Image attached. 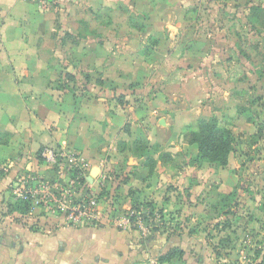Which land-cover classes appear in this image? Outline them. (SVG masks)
Masks as SVG:
<instances>
[{
	"label": "crops",
	"instance_id": "crops-1",
	"mask_svg": "<svg viewBox=\"0 0 264 264\" xmlns=\"http://www.w3.org/2000/svg\"><path fill=\"white\" fill-rule=\"evenodd\" d=\"M193 6V0H0V134L6 136L0 142V264H167L158 258L173 247L186 260L189 235L173 233L170 223L197 194L187 181L199 182L202 172L187 156L177 165L185 146L197 156L196 145L175 143L176 133L200 118L194 117L202 85L197 69L204 64L189 58L198 43L180 39L192 31L180 24L190 22L186 12ZM135 138L155 150L153 168L130 152ZM46 146L78 153L88 165L87 180L97 169L88 182L99 199L104 188L101 222L67 225L15 198L18 176H53L41 156ZM162 151L172 158L163 163ZM177 186L184 189L174 195ZM9 192L27 202L25 213L7 204ZM118 194L124 197L114 204ZM117 208L134 213L123 218ZM144 213L166 230L156 223L149 233Z\"/></svg>",
	"mask_w": 264,
	"mask_h": 264
},
{
	"label": "rangeland",
	"instance_id": "rangeland-1",
	"mask_svg": "<svg viewBox=\"0 0 264 264\" xmlns=\"http://www.w3.org/2000/svg\"><path fill=\"white\" fill-rule=\"evenodd\" d=\"M193 2V11L186 12L190 22L180 24L181 29L187 25L192 31L180 39L182 44L188 43L186 46L190 41L198 43L197 53L189 58L194 65L204 64L197 69L202 85L194 117L216 113L220 123L232 130L234 147L224 166L207 161L194 163L202 171L197 177L200 181L194 184L188 180L186 189L197 194L187 200L188 209L177 210L170 225L173 233L189 235L186 264H198L200 258L206 264H264V138L253 136L259 123L264 122V0ZM256 5L261 7L258 19L253 9ZM159 8L163 12L166 8L172 10L163 4ZM2 23L0 14V26ZM182 61L187 64V60ZM176 135L177 145L189 144L184 128ZM4 139L6 136L0 134V142ZM184 149L185 153L176 155L177 165L184 162V156L189 161L195 159L188 146ZM178 186L173 189L174 195L184 189ZM226 194L230 197L225 199ZM123 195H113L110 200L115 204L122 201ZM8 196L7 204L14 203L11 192ZM143 202L147 201L135 202L132 209ZM102 205L107 209L105 202ZM115 212L123 218L134 213L120 212L119 208ZM21 222L28 226V216ZM146 223L150 224L149 233L156 223L166 230V225H160L162 222H156L153 216H148Z\"/></svg>",
	"mask_w": 264,
	"mask_h": 264
},
{
	"label": "built area",
	"instance_id": "built-area-1",
	"mask_svg": "<svg viewBox=\"0 0 264 264\" xmlns=\"http://www.w3.org/2000/svg\"><path fill=\"white\" fill-rule=\"evenodd\" d=\"M41 156L45 167H51L53 176L32 173L18 176L13 186L15 198L28 200L33 206H42L67 225L101 222V200L86 179L88 165L79 154L64 147L46 146ZM134 221H142L140 213H135Z\"/></svg>",
	"mask_w": 264,
	"mask_h": 264
},
{
	"label": "trees",
	"instance_id": "trees-1",
	"mask_svg": "<svg viewBox=\"0 0 264 264\" xmlns=\"http://www.w3.org/2000/svg\"><path fill=\"white\" fill-rule=\"evenodd\" d=\"M253 9L256 10V17L258 19V12L261 10V7L256 5ZM257 128L253 136L258 139L264 138V122L259 123ZM185 139L189 144H194L197 147V156L190 161L192 164L198 161H207L224 166L227 164L228 156L234 147V134L232 130L221 124L216 116H203L199 118L196 127H192L191 125L186 126ZM123 144L126 146L125 143ZM128 148L132 154L144 156L146 164L150 166V169L153 168L156 160L152 154L155 150L153 151V148L149 147L143 139H133L128 145ZM170 158L172 157L169 152L162 151L159 153V159L163 163L170 160ZM229 197L230 194L224 196L225 199ZM11 204L13 205L12 210H19L21 213H25L28 210V204L25 201L18 200ZM184 256L185 251L183 249L173 247L161 255L158 258V262L186 264Z\"/></svg>",
	"mask_w": 264,
	"mask_h": 264
},
{
	"label": "water",
	"instance_id": "water-1",
	"mask_svg": "<svg viewBox=\"0 0 264 264\" xmlns=\"http://www.w3.org/2000/svg\"><path fill=\"white\" fill-rule=\"evenodd\" d=\"M96 171H97V169H94V170L91 172V174H90V176H89V178H88L89 181H92V177H93L94 175H96Z\"/></svg>",
	"mask_w": 264,
	"mask_h": 264
}]
</instances>
